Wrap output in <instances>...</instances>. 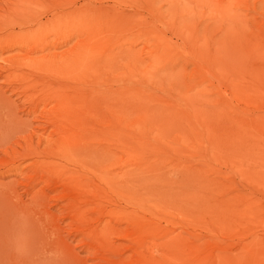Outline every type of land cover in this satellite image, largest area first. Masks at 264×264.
Here are the masks:
<instances>
[{
    "label": "rangeland",
    "instance_id": "374dc122",
    "mask_svg": "<svg viewBox=\"0 0 264 264\" xmlns=\"http://www.w3.org/2000/svg\"><path fill=\"white\" fill-rule=\"evenodd\" d=\"M0 264H264V0H0Z\"/></svg>",
    "mask_w": 264,
    "mask_h": 264
},
{
    "label": "bare ground",
    "instance_id": "6f19581e",
    "mask_svg": "<svg viewBox=\"0 0 264 264\" xmlns=\"http://www.w3.org/2000/svg\"><path fill=\"white\" fill-rule=\"evenodd\" d=\"M32 228H33V227H32ZM32 228H31V229H32ZM21 237H22V236H21ZM23 238H24V237H23Z\"/></svg>",
    "mask_w": 264,
    "mask_h": 264
}]
</instances>
